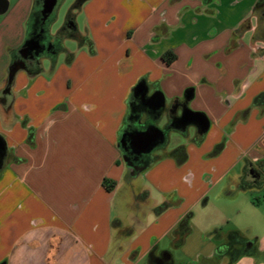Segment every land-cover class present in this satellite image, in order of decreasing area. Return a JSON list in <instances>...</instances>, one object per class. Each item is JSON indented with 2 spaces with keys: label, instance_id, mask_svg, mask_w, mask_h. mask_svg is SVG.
Listing matches in <instances>:
<instances>
[{
  "label": "crops",
  "instance_id": "obj_1",
  "mask_svg": "<svg viewBox=\"0 0 264 264\" xmlns=\"http://www.w3.org/2000/svg\"><path fill=\"white\" fill-rule=\"evenodd\" d=\"M32 1L7 0L0 12V264H148L150 253L155 264H252L241 259L257 254L256 238L237 229L247 246L230 261L235 229L221 230L222 206L203 223L191 213L184 233L178 224L207 207L215 186L220 201L258 188L238 189L249 168L264 182L256 0H86L74 22L87 43L70 38L40 59L38 73L17 70L5 91L9 50L24 40ZM166 50L176 56L170 63ZM138 82L159 90L166 107L191 89L187 107L209 124L202 134L193 125L173 130L187 143L156 149L131 174L119 139ZM167 123L163 111L155 126ZM255 262L264 264V250Z\"/></svg>",
  "mask_w": 264,
  "mask_h": 264
},
{
  "label": "trees",
  "instance_id": "obj_2",
  "mask_svg": "<svg viewBox=\"0 0 264 264\" xmlns=\"http://www.w3.org/2000/svg\"><path fill=\"white\" fill-rule=\"evenodd\" d=\"M86 0H73L71 5L68 7L63 23L62 25L56 30L54 34H50L49 32V26L54 20V11L46 18L42 19L41 16V4L42 0H33L30 13L25 21V36L22 44L18 46L17 48H13L9 50L10 55V65L16 61L17 59H24L23 55L20 53V50L24 49L30 40H36L38 42L37 48L32 50H27V54H34V56L31 58L30 62L26 63L24 69L27 70L30 74L38 73L41 70L40 65V59L44 57H48L53 59L56 53L63 51L64 46L62 44V41L65 37L73 38L77 41L79 45H84L87 43V38L85 35L79 33L76 30L74 17L76 11L80 8V6L85 2ZM206 1V0H204ZM264 11V0H256L253 4V7L251 9V12H263ZM31 51V52H30ZM175 54L172 53L170 50H166L162 53V59L166 63H170L175 59ZM261 98H264V92L260 94L256 99L257 101H260ZM137 99V96L134 95L133 91L130 94L128 98V112L126 115L125 125L122 133H125L128 135V133L134 132L136 130L145 129L147 127H150L152 125H155V123L159 119L158 112H144L147 117L144 123L138 124L131 128L130 124L133 121H137L139 119L140 115L134 116L132 112V105L135 103V100ZM175 130L178 132H184V130H178L173 127L172 118L168 116V123L163 128V137L162 139L158 140L159 143L156 144L154 148H152V151L154 152L156 149L163 148L168 141L167 138V131ZM126 144H129L128 141L122 146H120V150L122 152L123 158L126 162V164L133 163V165H136L140 170L145 169L148 167L152 161L155 159V155H153V152L151 156L147 157V159L141 163H134L131 162L130 157L123 149V146ZM182 150L181 146L176 147L173 150V154L177 153L178 151ZM261 162H256V166L261 168ZM264 173V167L262 169ZM259 174L255 172L253 168L247 169L245 172V176L241 179L240 183L238 184V189H246L252 186H258L260 187L264 182L263 179H259ZM164 205H161L156 208V211H160L163 209ZM191 218V212H188L185 217L180 220L178 224V230L180 233H184L186 231V225L188 220ZM226 250L230 253V261H233L239 253H242L247 246V242H245L242 235L237 230H231L227 234V240H226ZM242 243L241 246H239ZM244 243V246H243ZM246 243V244H245ZM235 245H238V247H235ZM154 257L152 256V253H150L149 263L148 264H155L154 263Z\"/></svg>",
  "mask_w": 264,
  "mask_h": 264
},
{
  "label": "rangeland",
  "instance_id": "obj_3",
  "mask_svg": "<svg viewBox=\"0 0 264 264\" xmlns=\"http://www.w3.org/2000/svg\"><path fill=\"white\" fill-rule=\"evenodd\" d=\"M73 0H58L54 8V20L49 26L50 32H55V29L62 25L69 3ZM72 39L65 37L62 44L68 46L72 44ZM189 131L192 127H188ZM187 143V139L184 135L169 130L168 143L166 148L171 149L178 144ZM219 188L215 186L210 191L209 199L210 203L207 207L197 205L191 208V213L195 222L203 223L210 218L212 213H217V209L222 206L224 213L229 216L227 223L223 225L222 231L227 229H237L241 234L248 236L249 238H256L257 241V254L259 249L264 250V183L260 187H252L246 191H236V194H231L229 197L222 196V201L213 196L214 191ZM236 188H233L235 191ZM221 211V210H218ZM219 214V213H218ZM243 257L241 260H251L252 264H259L255 262V257ZM249 258V259H248Z\"/></svg>",
  "mask_w": 264,
  "mask_h": 264
},
{
  "label": "water",
  "instance_id": "obj_4",
  "mask_svg": "<svg viewBox=\"0 0 264 264\" xmlns=\"http://www.w3.org/2000/svg\"><path fill=\"white\" fill-rule=\"evenodd\" d=\"M57 2L58 0H42L41 16L43 20L54 11ZM7 7V0H0V12L3 13L6 11ZM37 45L38 42L36 40H30L28 41L26 47L20 50V53L25 57L27 50L36 49ZM24 67L25 66L22 60L13 62L8 67L5 91H8L16 71ZM133 93L135 96H140L141 100L146 105V108L151 112H158L159 115L163 111L167 112L168 107L165 106L164 96L159 90H154L148 94V86L143 82H138L134 87ZM3 95L7 96L6 93H3ZM190 97L191 89H188L184 94V100L180 106V113L178 115L174 114L171 116L167 112V115L172 118L174 128L178 130H184L187 126L193 125L196 127L197 133L202 134L207 130L209 122L203 112L194 111L187 107L186 104ZM175 111L176 109L173 112ZM162 137L163 130L155 125H152L145 129L128 133V135L122 133L119 139V146L124 145L126 141H128L130 146L134 148L137 153L149 152L154 147L155 142L162 139ZM126 165L128 168H130L131 174H134L140 170L135 166H131L129 164Z\"/></svg>",
  "mask_w": 264,
  "mask_h": 264
},
{
  "label": "flooded vegetation",
  "instance_id": "obj_5",
  "mask_svg": "<svg viewBox=\"0 0 264 264\" xmlns=\"http://www.w3.org/2000/svg\"><path fill=\"white\" fill-rule=\"evenodd\" d=\"M31 52V51H30ZM34 56V54H27V56H25L24 59L20 58L17 59L16 61H20L22 60L24 63V66L26 65V63H28V61L30 62L31 58ZM24 57V56H23ZM14 61V62H16ZM183 101H174L170 106H168L167 108V112L168 114H170L171 116H173L174 114H176V111L173 112L175 109L178 110L180 109V106L182 105ZM133 115L136 117L138 115H144V112H151L149 109L146 108V105L143 103V101L141 100L140 96H137V99L135 100V103L132 105L131 107ZM138 122V119H137ZM131 128L138 125L136 124V121H133L131 123H129ZM129 143V142H128ZM159 141H156L154 144V147L156 146V144H158ZM153 147V148H154ZM124 151L126 152V154L129 155L131 162L134 163H141L143 161H145L147 159V157L151 156L152 154V149L149 152H143V153H137L134 148H132L130 146V144H126L125 146H123ZM129 165L131 166H135L136 168H138L136 165H133V163H129ZM139 169V168H138ZM259 176V175H258Z\"/></svg>",
  "mask_w": 264,
  "mask_h": 264
}]
</instances>
